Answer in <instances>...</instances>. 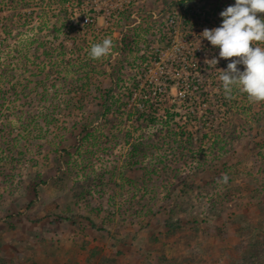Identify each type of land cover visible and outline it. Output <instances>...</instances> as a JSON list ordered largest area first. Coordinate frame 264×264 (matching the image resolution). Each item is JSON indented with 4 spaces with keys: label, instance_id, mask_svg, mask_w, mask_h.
I'll return each mask as SVG.
<instances>
[{
    "label": "rangeland",
    "instance_id": "374dc122",
    "mask_svg": "<svg viewBox=\"0 0 264 264\" xmlns=\"http://www.w3.org/2000/svg\"><path fill=\"white\" fill-rule=\"evenodd\" d=\"M59 1L44 3L55 5ZM124 1L128 0H83L84 6L75 16L85 22L92 17L90 11L100 12L95 15L96 25L105 29V17H112L109 13L121 9ZM179 1L135 0L139 10L153 16L169 13L170 7L177 9L174 3ZM191 5L193 11L183 6L191 17L208 10L201 11L199 2ZM54 13L56 10H50L46 19L34 20L32 29L39 30L47 23L51 26L57 21ZM202 29L196 28L195 33H202ZM176 35L172 49L188 47L200 51L203 61L209 59L203 43L190 46L189 36L181 35V30ZM138 47L148 49L149 60L158 63L150 67L149 60L138 63L135 55L128 54L124 60L126 75L119 84L121 91L125 89L123 94L139 80L145 88L149 79L158 86L163 84V44ZM216 58L219 62L211 81L219 79V70H226L228 63L239 59ZM238 67L243 70V65ZM20 70L23 77L34 79L29 76L31 70ZM185 73L172 79L175 83L195 81L190 71ZM234 90L230 105L250 106L251 112L246 111L244 118L254 127L258 107ZM64 95L60 92L57 101L65 99ZM169 95L166 105L178 107L183 96L175 87ZM157 102L163 106V100ZM43 106H37L35 116L29 117L30 124L24 127L16 116L0 110V121L11 123L12 129L4 134L15 140L17 154L13 160L18 161L14 168L2 160L0 152V264H163V257L172 264H264V139L252 140L245 131L247 138L225 150L226 161L212 160L209 147L216 134L192 128L182 114L183 121L179 120L175 130L177 137L183 141L193 137L195 147L192 158L173 176L165 159L169 156V144L163 142L167 136L163 130L156 132L161 124L133 134L136 141H147L144 155L134 160L131 147L123 142L98 146L89 141L76 152L68 143L73 145L77 132L70 137L68 133L74 131V123L86 119L94 122L90 108L76 111L72 118H57ZM66 147V155L61 154ZM215 168V176L206 177L208 169ZM194 171L200 174L192 179L188 175ZM184 183L193 184L194 189L182 194ZM168 224L179 227L167 234Z\"/></svg>",
    "mask_w": 264,
    "mask_h": 264
},
{
    "label": "trees",
    "instance_id": "16d2710c",
    "mask_svg": "<svg viewBox=\"0 0 264 264\" xmlns=\"http://www.w3.org/2000/svg\"><path fill=\"white\" fill-rule=\"evenodd\" d=\"M124 2L121 9L113 11V15L109 13L112 17H105L107 27L99 29L96 25L98 15H95L101 14L100 12L90 11L92 17L85 22L75 16V11L84 6L83 0H60L55 5L44 3V0H0V110L16 116L20 127H24L30 124L28 118L35 116L38 105H44V110L53 112L57 118H72L77 114L76 111L82 113L90 108V117L94 122L86 119L82 123H74V131L68 135L75 136L74 132L77 135L72 139L73 145L68 143V147L75 146L78 152L89 141H94L98 146L109 142H123L131 147L133 160L144 155V145L147 144V141H136L133 134L161 124L156 132L163 130L167 136L163 142L169 144V156L165 159L172 167L173 176L179 173L180 166L192 158L195 147L193 137L188 136L184 141L177 137L175 130L179 120L183 121L182 114L192 128H203L216 134L209 147V153L214 155L212 160L216 158L226 161L229 157L224 156L225 150L235 142L240 143L247 138L243 136L245 131L250 132L249 137L252 140L264 139V102H253L252 106L258 107L253 127L244 118L246 111L251 112V107L235 108L230 105L234 93L230 97L226 96L222 81H211L215 69L206 61L219 56V49L203 39L202 33H195L199 30H195L198 27L203 28V31L219 27L222 22L220 13L233 5L235 0H181L174 3L177 9L170 7L169 11H183V6H189L190 11H193L191 4L198 2L201 3V11L205 8L208 10L203 11V17L193 13L192 17L188 16L184 22H176L174 26L167 25L168 13L157 18L139 10V4L135 0ZM50 10H56L54 14L57 21L51 26H48L49 23L45 27L42 25L39 30L32 29V22L46 19ZM258 16H264V13H258ZM67 22L74 23L68 26ZM30 30H33L32 35H29ZM179 30L181 35L189 36L190 46L203 43V52L208 54L209 59L203 61L204 56L200 51L188 47L172 49ZM105 38L112 41L111 52L100 59H92L89 56L91 46L101 43ZM158 42L163 44V84L158 86L156 81L147 79L149 86L145 88L139 80L130 85L123 94L125 89L121 91L119 84L126 75V56L132 54L135 55L136 62H147L151 53L148 49H139V44L142 46L146 43L151 46ZM118 53L119 57H112L113 54L118 56ZM148 62L150 67L158 63L156 59ZM19 70H31L29 76L34 79L23 77ZM186 70L195 76V81L182 79L175 83L172 77H184ZM102 82L108 84L102 86ZM172 87L183 96L178 107L173 104L170 107L166 105V101L170 100L168 98ZM60 92H65L66 98L57 101ZM244 96L248 99L246 94ZM159 100H163V106L157 102ZM181 110L184 113H180ZM161 111L162 115L159 113ZM8 129H12L11 123L0 121L2 160L13 165L18 162L13 160L17 154V145L13 137L4 134ZM149 140V144L152 143ZM68 147L61 149V154L66 155ZM67 156L69 158L68 154ZM163 172L166 174V171ZM199 174L200 172L194 171L188 176L193 179ZM215 174L216 168L208 169L206 177ZM193 189V184L184 183L181 192L186 194ZM178 227L179 224L173 227L168 224L167 234H171ZM163 264L172 263L163 257Z\"/></svg>",
    "mask_w": 264,
    "mask_h": 264
},
{
    "label": "clouds",
    "instance_id": "9594fccd",
    "mask_svg": "<svg viewBox=\"0 0 264 264\" xmlns=\"http://www.w3.org/2000/svg\"><path fill=\"white\" fill-rule=\"evenodd\" d=\"M258 13H264V0H235L220 13L219 27L202 32L203 39L219 48V58H239L228 63L226 70H219L226 96L236 89L252 102H264V46H260L264 44V16ZM111 47V39L105 38L91 46L89 56L100 59ZM206 62L215 68L219 61L213 57Z\"/></svg>",
    "mask_w": 264,
    "mask_h": 264
},
{
    "label": "built area",
    "instance_id": "2783aa9c",
    "mask_svg": "<svg viewBox=\"0 0 264 264\" xmlns=\"http://www.w3.org/2000/svg\"><path fill=\"white\" fill-rule=\"evenodd\" d=\"M173 11V10H172ZM169 12L167 15H166V19L168 20V24L167 25H169V26H174V24L176 23V22H178L179 24L181 23V22H184V20L186 19V18H188V13H184L182 10H174L173 12ZM200 15H202V17H203V13H201L200 12ZM184 16V17H183ZM154 17H163V14L161 13V14H159V15H157V16H154Z\"/></svg>",
    "mask_w": 264,
    "mask_h": 264
}]
</instances>
